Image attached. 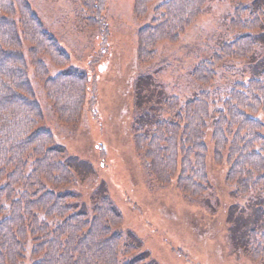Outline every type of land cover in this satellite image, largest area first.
Listing matches in <instances>:
<instances>
[{
    "label": "trees",
    "instance_id": "1",
    "mask_svg": "<svg viewBox=\"0 0 264 264\" xmlns=\"http://www.w3.org/2000/svg\"><path fill=\"white\" fill-rule=\"evenodd\" d=\"M77 1L83 26L97 31L103 46L99 54L106 53L109 27L103 13L108 0ZM227 1L232 38L199 60L190 78L208 87L217 69L231 61L249 59L258 69L246 81L217 91L203 89L185 102L168 97L161 119L145 123L140 113L132 124L135 153L154 183H173L186 197H202L208 190V128L213 162L225 161L227 182L240 194L264 192V124L256 116L264 113V66L254 61L264 36V1L263 6L259 0ZM133 3L137 18L149 17L136 40L137 60L145 64L159 45L180 40L207 0ZM70 62L28 0H0V264H21L26 256L32 264H156L146 252H136L141 241L132 231L120 229L121 212L108 195L95 194L88 207L67 189L75 171L43 126L29 68L57 120L75 126L93 91L86 72ZM50 66L59 70L51 75ZM261 210L264 214V205ZM261 238V243L249 242V248L257 251L264 233Z\"/></svg>",
    "mask_w": 264,
    "mask_h": 264
},
{
    "label": "rangeland",
    "instance_id": "2",
    "mask_svg": "<svg viewBox=\"0 0 264 264\" xmlns=\"http://www.w3.org/2000/svg\"><path fill=\"white\" fill-rule=\"evenodd\" d=\"M28 1L69 53L71 65L86 72L93 91L77 125L66 126L57 120L29 68L43 126L64 148L75 171L67 189L88 207L95 194L108 195L121 212L120 229L132 231L141 241L136 252H146L156 264H264V245L257 251L249 248L252 240L262 241L264 192L240 194L227 182L225 161L213 162L209 128L204 139L208 190L198 198L184 196L173 183L157 186L135 153L131 133L140 113L142 119L138 118L149 124L167 114L163 102L168 97L175 95L185 102L203 89H226L235 81H246L258 67L249 59L227 62L217 69L208 87L190 78L199 60L232 38L226 26L231 4L207 0L201 15L180 40L162 43L154 59L143 64L136 57L137 32L149 17H136L133 0L107 1L103 14L109 34L103 54H99L103 46L97 31L83 26L77 0ZM261 38L254 61L264 66V36ZM58 70L50 66L51 75ZM256 116L264 124V113ZM32 261L26 256L21 264Z\"/></svg>",
    "mask_w": 264,
    "mask_h": 264
}]
</instances>
